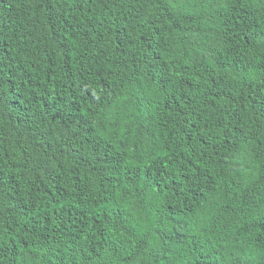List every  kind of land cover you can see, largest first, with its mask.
Returning <instances> with one entry per match:
<instances>
[{
  "label": "trees",
  "instance_id": "16d2710c",
  "mask_svg": "<svg viewBox=\"0 0 264 264\" xmlns=\"http://www.w3.org/2000/svg\"><path fill=\"white\" fill-rule=\"evenodd\" d=\"M0 264H264V0H0Z\"/></svg>",
  "mask_w": 264,
  "mask_h": 264
}]
</instances>
